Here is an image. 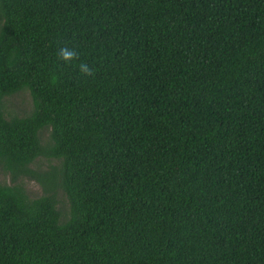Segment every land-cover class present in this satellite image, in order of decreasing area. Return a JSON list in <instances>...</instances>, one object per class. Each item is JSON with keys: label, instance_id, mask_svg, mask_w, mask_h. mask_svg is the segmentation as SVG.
<instances>
[{"label": "trees", "instance_id": "16d2710c", "mask_svg": "<svg viewBox=\"0 0 264 264\" xmlns=\"http://www.w3.org/2000/svg\"><path fill=\"white\" fill-rule=\"evenodd\" d=\"M0 162V264H264V0H0Z\"/></svg>", "mask_w": 264, "mask_h": 264}, {"label": "rangeland", "instance_id": "374dc122", "mask_svg": "<svg viewBox=\"0 0 264 264\" xmlns=\"http://www.w3.org/2000/svg\"><path fill=\"white\" fill-rule=\"evenodd\" d=\"M4 106L7 115H17L22 116L27 114L33 106L32 98L28 89H23L13 95L7 96L4 99ZM43 137L45 140L49 138V131L45 130L43 132ZM52 161L43 157L38 158L33 166L45 168ZM0 182L9 183L10 182V173L0 162ZM23 185L30 197L39 196L42 193L40 185L26 178L23 179Z\"/></svg>", "mask_w": 264, "mask_h": 264}, {"label": "clouds", "instance_id": "9594fccd", "mask_svg": "<svg viewBox=\"0 0 264 264\" xmlns=\"http://www.w3.org/2000/svg\"><path fill=\"white\" fill-rule=\"evenodd\" d=\"M58 57L64 62H70L74 59H78V53L75 49L64 46L58 50ZM79 70L86 76L94 75V71L86 63H81L79 65Z\"/></svg>", "mask_w": 264, "mask_h": 264}]
</instances>
